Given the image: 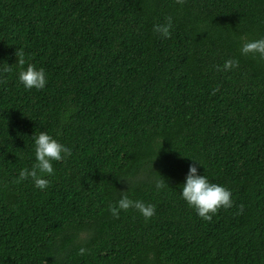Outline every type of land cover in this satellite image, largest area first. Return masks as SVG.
Segmentation results:
<instances>
[{
  "label": "trees",
  "instance_id": "obj_1",
  "mask_svg": "<svg viewBox=\"0 0 264 264\" xmlns=\"http://www.w3.org/2000/svg\"><path fill=\"white\" fill-rule=\"evenodd\" d=\"M261 38L264 0H0V264H264ZM43 131L71 155L15 183ZM193 164L232 194L211 222L182 197ZM125 194L155 215L115 218Z\"/></svg>",
  "mask_w": 264,
  "mask_h": 264
},
{
  "label": "clouds",
  "instance_id": "obj_2",
  "mask_svg": "<svg viewBox=\"0 0 264 264\" xmlns=\"http://www.w3.org/2000/svg\"><path fill=\"white\" fill-rule=\"evenodd\" d=\"M177 4L183 6L186 0H175ZM167 23L163 25L154 26V31L159 33L162 37L171 38V29L173 27L172 18H166ZM242 54L259 56L264 59V38L245 42L242 46ZM18 65L23 67L26 63L23 51H17ZM218 70H219V66ZM239 67V62L236 60H227L222 70L231 71L234 68ZM5 72L11 71V67L4 70ZM19 80L23 83L26 89L42 90L46 87L47 78L43 68L37 70L32 64H28L26 70L19 72ZM215 89L213 94H215ZM71 155V150L59 143L53 136L47 132H40L38 137H35V164L32 169H22L19 172V178L15 183H20L24 180L31 178L34 185L45 190L49 187V181L44 176L54 175L53 161H64ZM194 160V159H193ZM196 161V160H194ZM165 187L163 181L156 182L157 190H161ZM231 192L216 183L209 182L206 175H198V169L195 164L189 168V173L186 177V183L183 185L182 197L183 199L195 209L199 217L203 220L211 222L213 216H215L221 209H230L233 207V201L231 199ZM135 209L141 213L145 220L151 219L155 215V206L151 204H145L142 201H133L125 194L117 205H110L109 210L115 218H119L120 212ZM244 211V205L239 206V214ZM87 249L81 248L78 255H85Z\"/></svg>",
  "mask_w": 264,
  "mask_h": 264
}]
</instances>
